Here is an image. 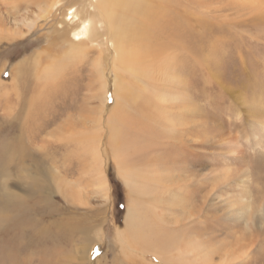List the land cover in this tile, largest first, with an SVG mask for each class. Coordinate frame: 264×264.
<instances>
[{"label": "rangeland", "instance_id": "1", "mask_svg": "<svg viewBox=\"0 0 264 264\" xmlns=\"http://www.w3.org/2000/svg\"><path fill=\"white\" fill-rule=\"evenodd\" d=\"M40 1L0 0V28L9 33L25 13L32 20ZM163 1L168 6L147 24L149 36L144 38L176 59L174 78L179 83L166 85L168 103L176 105L174 113L183 123L163 125L164 133L159 125L162 135L154 150L161 152L168 185L147 181L144 191L161 199V208L169 205L171 221L165 220L161 230L190 229L208 243L207 261L194 254L184 264H264V136L254 138L250 128L255 125L259 132L258 123L264 124V0ZM162 10L175 16L167 17ZM51 22L50 17L27 33L0 38V88L8 90L5 95L0 90V177L8 179L11 192L0 189L10 197L0 206V264L155 263L149 255L144 262L127 258L115 236L125 222L128 191L114 160L104 157L109 183L105 198L90 179L85 157L71 143L49 137L90 125L85 119L88 108L97 104L96 59L104 74L110 64L118 69L110 45L104 43L103 22L97 26L100 44L86 46L82 60L40 96L25 120L19 111L32 94L33 72L28 66L25 76H18L15 65L52 39L57 40L51 42L56 51L48 53L55 59L65 53ZM113 100L108 91L107 105ZM9 102L15 104L11 114ZM239 124L247 136L229 151L226 137H235ZM4 141L12 143L13 153L2 147ZM52 166L60 177L76 182L85 202L55 191L42 174Z\"/></svg>", "mask_w": 264, "mask_h": 264}, {"label": "bare ground", "instance_id": "2", "mask_svg": "<svg viewBox=\"0 0 264 264\" xmlns=\"http://www.w3.org/2000/svg\"><path fill=\"white\" fill-rule=\"evenodd\" d=\"M78 1H40L32 20L25 13L24 16L16 19L18 21L13 23L12 30H8L9 33L0 28V38L5 36L4 38L10 39L8 36L14 37V34L19 36L24 32L27 33L35 29L38 23L46 22L51 17V25L55 26L58 34L57 39L64 44L65 53L60 58L55 59L52 54L48 53L50 49L54 50L51 48V42L57 43V40L52 39L47 47L36 49L29 55V59L24 57L15 65L18 76L22 74L25 76L28 66L32 67L33 72L32 94L29 95L30 98H24L27 99V101L23 100L25 101L24 109L19 110L23 115V120L30 114L33 109L32 105L44 92L46 93V90L61 79L66 69L82 60L86 46L93 43L100 44L98 38L101 35L97 26L98 22H103L106 32L104 33L107 35L104 43L110 45L112 58H114V62H117L118 69L113 70L110 64L109 71L104 74L99 60L96 59L93 72L96 80L94 96L97 98V104L88 108L85 119V123L90 125L84 126L81 131L65 129L63 132L50 134L49 137L65 141V145L71 143L75 151L85 157L89 164L90 179L105 198L109 183H107L103 170L104 157L108 154L114 160L116 171L128 191L125 222L123 228L115 234L127 258L138 257L143 261L142 259L149 255L156 261L152 264H184L189 255H196L198 259L207 261L209 257L208 243L198 238V233L192 232V234L189 232L190 229L189 231L186 229V232L184 229H182L183 231H170L165 228L161 230V224L167 222L165 220L171 221L169 205L166 203L161 208V199L154 198V194L151 198L148 191H144L148 184L147 181L154 184L158 181L160 182L158 184L160 186L162 184L164 187L168 185L164 174H162L164 164L160 158L161 152L154 150L156 142L162 135L159 125L173 128L183 123V120H180L174 113L176 105L172 106L171 103H168L170 90L166 85L169 84V88H172L171 86H174L175 83H179V80L177 82V79L174 78L178 77L176 73L174 74L176 59L172 52L161 47L155 49L154 45L149 44L144 38L145 35L149 36L147 24L157 21L158 11L160 8L168 6V2L160 0L163 2L160 5L158 0ZM67 5L68 7H66ZM56 11L62 15L59 17L55 14ZM162 12L169 13L167 10H162ZM68 14L69 17H66ZM168 16L174 17L175 14L170 13ZM141 27L144 28L143 32ZM166 47L170 48L169 45ZM49 56L50 60H47ZM26 60L28 64H26ZM40 67L42 70L39 72ZM15 68L13 67L14 72ZM3 83L0 81V85ZM16 87L18 86L14 85L13 91L18 93ZM0 90L4 95L7 94V89L2 87ZM108 91L114 98L111 106L106 103ZM175 94L177 97L179 96V93ZM13 103L9 102L8 104L9 114L14 110L15 104L12 105ZM131 113L132 115H130ZM128 115L129 117H127ZM255 127V125H250L251 135L254 138L260 137V135L264 136V124L258 123L259 132H255ZM165 131L166 129L163 133ZM236 133L238 134L235 137L230 135L226 137L228 141L225 146L229 151L236 150L238 148L237 140L247 136L243 125L238 127ZM247 133L249 134V132ZM2 147L10 153L14 152L11 142L4 141ZM3 174L4 172L1 175ZM42 174L51 182L55 191L60 192L65 198L70 196L72 200L75 198L77 202H85L80 189L78 187L75 189L76 182L60 177L54 171L53 166ZM7 180L0 177V189L3 193L10 194ZM8 198L10 197L0 193V206H3ZM163 211H166L167 214ZM152 215L153 218L150 221L146 220L147 216ZM176 219L172 220L174 224L178 222ZM144 223L148 224L144 226ZM229 261V259H224V262Z\"/></svg>", "mask_w": 264, "mask_h": 264}]
</instances>
